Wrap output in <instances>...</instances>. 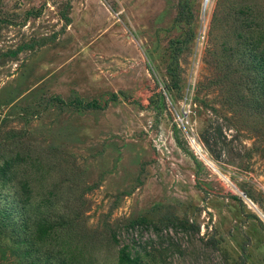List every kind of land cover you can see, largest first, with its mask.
Returning <instances> with one entry per match:
<instances>
[{"label":"rangeland","instance_id":"1","mask_svg":"<svg viewBox=\"0 0 264 264\" xmlns=\"http://www.w3.org/2000/svg\"><path fill=\"white\" fill-rule=\"evenodd\" d=\"M183 1L0 0V153L26 131L21 143L52 152L56 177L74 180L72 197L96 184L85 219L110 262L122 244L153 240L174 264H236L243 248L246 264H264V116L209 83L231 3L250 0H190L181 19ZM189 27L176 93L166 67ZM210 123L226 143L205 146ZM0 264H19L1 242Z\"/></svg>","mask_w":264,"mask_h":264},{"label":"trees","instance_id":"2","mask_svg":"<svg viewBox=\"0 0 264 264\" xmlns=\"http://www.w3.org/2000/svg\"><path fill=\"white\" fill-rule=\"evenodd\" d=\"M189 2L181 3V19L186 17ZM190 19H187L188 25ZM225 24L230 35L223 40L216 62L219 73L209 83L228 91L230 107L239 106L264 116V0L231 3ZM195 35L189 27L183 40L173 41L174 52L166 67L170 81L165 85L176 93L181 89L178 58ZM51 99L58 105L80 109L101 106L96 99L87 102L81 98L65 101L58 96ZM16 135L12 153L8 156L0 153V242L11 250L19 264H174L168 255L170 247L155 244L153 240L122 244L113 262L105 259L102 254L106 246L96 243L97 232L91 231L85 219L90 209L86 194L96 184L84 185L79 195L72 197L69 191L76 183L59 174L56 177L60 167L57 156L22 144L26 131ZM211 139L226 143L219 124L210 123L202 133V142L207 148ZM169 219L174 218H166ZM145 222V218L136 219L130 226ZM110 234L112 241L117 242L116 233ZM211 240L212 245L218 243ZM244 250L236 264H246Z\"/></svg>","mask_w":264,"mask_h":264},{"label":"built area","instance_id":"3","mask_svg":"<svg viewBox=\"0 0 264 264\" xmlns=\"http://www.w3.org/2000/svg\"><path fill=\"white\" fill-rule=\"evenodd\" d=\"M186 125H187V123H186ZM196 139H195V137H190V141L192 142V145H196L197 147H199L198 145H197V143H196V141H195ZM194 148V147H193ZM199 149L201 150V148L199 147ZM202 151V150H201Z\"/></svg>","mask_w":264,"mask_h":264},{"label":"water","instance_id":"4","mask_svg":"<svg viewBox=\"0 0 264 264\" xmlns=\"http://www.w3.org/2000/svg\"><path fill=\"white\" fill-rule=\"evenodd\" d=\"M239 193H240V192H239ZM240 194H241V196H242L243 198H246L245 193H242V192H241ZM246 200L249 201V199H247V198H246ZM249 202H250V201H249ZM250 204H251V202H250ZM254 208H255V207H254ZM256 210H257V209L255 208V211H256ZM258 215H259L260 217L263 216V215L260 214V213H259ZM263 217H264V216H263ZM261 218H262V217H261ZM262 220H263V219H262ZM263 221H264V220H263Z\"/></svg>","mask_w":264,"mask_h":264}]
</instances>
